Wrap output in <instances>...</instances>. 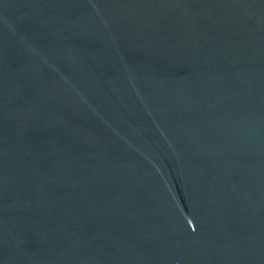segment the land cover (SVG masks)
<instances>
[{
	"label": "water",
	"instance_id": "obj_1",
	"mask_svg": "<svg viewBox=\"0 0 264 264\" xmlns=\"http://www.w3.org/2000/svg\"><path fill=\"white\" fill-rule=\"evenodd\" d=\"M0 264H264V0H0Z\"/></svg>",
	"mask_w": 264,
	"mask_h": 264
}]
</instances>
